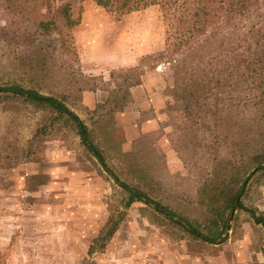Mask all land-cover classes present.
Here are the masks:
<instances>
[{
  "label": "rangeland",
  "instance_id": "1",
  "mask_svg": "<svg viewBox=\"0 0 264 264\" xmlns=\"http://www.w3.org/2000/svg\"><path fill=\"white\" fill-rule=\"evenodd\" d=\"M64 2L78 24L63 30V46L28 36L29 22L0 6V85L16 81L62 100L92 132L106 167L71 120L37 132L50 118L0 93V264H264V227L248 212L235 211L224 241L204 242L153 205L124 208L114 176L205 225L199 188L216 159L239 163L264 147V111L244 89L225 95L218 118L195 108L191 119L176 105L173 64L153 60L173 33L158 4L115 19L95 0H56ZM252 170L241 201L264 213V170Z\"/></svg>",
  "mask_w": 264,
  "mask_h": 264
},
{
  "label": "trees",
  "instance_id": "2",
  "mask_svg": "<svg viewBox=\"0 0 264 264\" xmlns=\"http://www.w3.org/2000/svg\"><path fill=\"white\" fill-rule=\"evenodd\" d=\"M115 19L158 4L172 24V41L160 52L156 63L173 64V94L177 106L191 119L195 108L217 115L224 108L225 95L244 89L247 99L258 111H264V0H95ZM0 6L28 21V36L51 37L63 46V30L78 24L71 4H57L56 0H0ZM31 31V32H30ZM0 93H9L22 102L43 111L50 123L44 122L37 132H47L52 124L71 120L86 149L106 167L101 151L90 138L86 124L60 99L24 87L16 81L0 85ZM213 103V107L209 105ZM38 134V133H37ZM210 179L199 188V203L208 215L207 224L190 220L168 206L152 199L139 185L115 180L126 192L123 207L135 201L153 205L156 212L167 217L180 231L194 239L219 243L226 239L225 229L236 210L249 213L253 222L264 227V213L255 207H246L241 201L248 173L256 168L264 170V147L239 163L216 159ZM108 170V169H107ZM133 172H137L133 169ZM176 217V218H175ZM119 219L110 218L100 234L91 241L88 253L95 247H104L118 227ZM264 250V249H263Z\"/></svg>",
  "mask_w": 264,
  "mask_h": 264
},
{
  "label": "water",
  "instance_id": "3",
  "mask_svg": "<svg viewBox=\"0 0 264 264\" xmlns=\"http://www.w3.org/2000/svg\"><path fill=\"white\" fill-rule=\"evenodd\" d=\"M254 170H255V169H253V170H252V172H254ZM229 220H230V219H229ZM229 220H228V221H229ZM225 230H226L225 232L227 233V231H228V228H226Z\"/></svg>",
  "mask_w": 264,
  "mask_h": 264
},
{
  "label": "crops",
  "instance_id": "4",
  "mask_svg": "<svg viewBox=\"0 0 264 264\" xmlns=\"http://www.w3.org/2000/svg\"><path fill=\"white\" fill-rule=\"evenodd\" d=\"M87 96V95H86Z\"/></svg>",
  "mask_w": 264,
  "mask_h": 264
}]
</instances>
